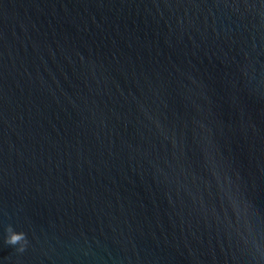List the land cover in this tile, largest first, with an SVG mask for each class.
Listing matches in <instances>:
<instances>
[{"label": "water", "instance_id": "obj_1", "mask_svg": "<svg viewBox=\"0 0 264 264\" xmlns=\"http://www.w3.org/2000/svg\"><path fill=\"white\" fill-rule=\"evenodd\" d=\"M0 264H264V0H0Z\"/></svg>", "mask_w": 264, "mask_h": 264}, {"label": "clouds", "instance_id": "obj_2", "mask_svg": "<svg viewBox=\"0 0 264 264\" xmlns=\"http://www.w3.org/2000/svg\"><path fill=\"white\" fill-rule=\"evenodd\" d=\"M23 238H24L23 233H12L7 239V243L16 244L18 241L22 240Z\"/></svg>", "mask_w": 264, "mask_h": 264}]
</instances>
